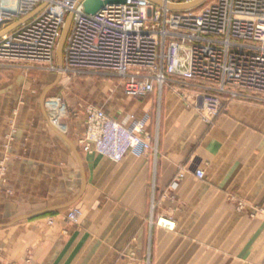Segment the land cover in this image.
<instances>
[{"label": "crops", "instance_id": "1", "mask_svg": "<svg viewBox=\"0 0 264 264\" xmlns=\"http://www.w3.org/2000/svg\"><path fill=\"white\" fill-rule=\"evenodd\" d=\"M25 80L0 69V157H9L13 190L0 194V206L17 213L8 222L51 210L0 228V264H264V106L230 100L205 123L202 98L180 84L130 96L104 111L127 125L125 114L143 117L150 149L119 162L82 152L74 136L83 118L65 127L57 124L63 113L49 109L79 164L37 116ZM72 207L81 212L76 223L67 219Z\"/></svg>", "mask_w": 264, "mask_h": 264}, {"label": "built area", "instance_id": "2", "mask_svg": "<svg viewBox=\"0 0 264 264\" xmlns=\"http://www.w3.org/2000/svg\"><path fill=\"white\" fill-rule=\"evenodd\" d=\"M84 1L0 0V65L117 76L129 96L180 84L204 94L206 123L220 113L225 99L257 95L264 100V0H203L184 10L173 7L196 0H160V6L148 0H99L105 4L94 13L85 12ZM69 15L58 68L53 66L56 47ZM129 121L127 126L89 105L75 144L113 162L131 150H149L145 119L131 115ZM191 171L204 177L199 166ZM80 214L72 207L67 219L76 223Z\"/></svg>", "mask_w": 264, "mask_h": 264}, {"label": "rangeland", "instance_id": "3", "mask_svg": "<svg viewBox=\"0 0 264 264\" xmlns=\"http://www.w3.org/2000/svg\"><path fill=\"white\" fill-rule=\"evenodd\" d=\"M53 66H56L58 68L62 67V66L59 67L57 65V56H55ZM0 69L6 72L15 70L16 73L25 75L26 79L28 80H25L23 85H30L29 95L31 96V102L34 104L37 110L36 111L37 116L41 118H43L44 115L42 113V110H40L41 107L39 108L40 95L44 90V88L50 85L51 83H53L56 77L59 76L60 77L59 82L56 83L54 86H52L45 95L44 108L48 118L50 119V116L48 114L49 108L47 103L50 100H54V99L62 103L65 112L63 109V114L59 119H57V124L65 127H66V123L71 121L72 119L75 118L84 119L85 108L89 105L106 111H108L109 109L110 111L114 112L119 108L118 106L123 108L124 105L126 104L125 101L131 98L129 95H126L124 93L123 91L124 84L121 78L108 74L93 73V72L76 73L70 71L56 72L50 70L48 66L38 65V64L35 65L2 64L0 65ZM193 91L195 93L194 97H196L197 95V100L199 98L200 99L202 98L201 101L198 100L196 103V107L198 108L200 112V117L202 118L201 110H204L206 98L203 96L204 94L202 92L194 89ZM232 100H238V101L264 106V100L262 99V97L257 95L254 98L241 97ZM228 101L230 100L225 99L223 101L222 109L224 108L225 103ZM131 115L134 116L133 114L130 113L125 114L124 119H126V122H130L129 117ZM112 117H114V119L116 118V116L114 115ZM119 122H122V120ZM75 137L76 136H74V139ZM92 153L95 154V152ZM8 160L9 157L6 155L0 157V194L4 192L8 196H12L13 190L9 186H7V179H6L7 178L6 168H7ZM15 215H17V213L13 211V206H11L10 204L5 206H0V223L8 222Z\"/></svg>", "mask_w": 264, "mask_h": 264}, {"label": "water", "instance_id": "4", "mask_svg": "<svg viewBox=\"0 0 264 264\" xmlns=\"http://www.w3.org/2000/svg\"><path fill=\"white\" fill-rule=\"evenodd\" d=\"M148 1H150L151 3H153L155 5H158V6L162 5V3H161L160 0H148ZM202 1L203 0H196V1H194L192 3H189V4H186V5L174 6L173 8L174 9H177V10H184V9H188V8L195 7V6L199 5ZM123 2H124V0H109L108 1V3H112V4H119V3H123ZM104 4L105 3H103V2H101L99 0H85L83 2V7H84L85 12H87V13H94L97 10L101 9L104 6ZM70 21H71V15H69L66 18V21L64 23V26L62 28L61 36H60V38L58 40L57 47H56L57 65L59 67H61V65H62V50H63V44H64V40H65L67 31H68V28H69ZM17 24L18 23L12 25L11 28L12 27H15ZM0 28H1V24H0ZM3 32L4 31L0 32V34L3 33ZM59 79H60V77L57 76L53 83H51L50 85H48V86H46L44 88V90L42 91V93L40 95V98H39V104H40L42 113H43L45 119L47 120V122L49 123V125L51 126V128L58 135H60L69 144V146L73 150L74 154L78 158L79 164H81L80 156H79V153H78V151H77L74 143L71 141V139L59 127L54 126L51 123L50 119L47 116V113L45 111V108H44V99H45V95H46L47 91L52 86H54L56 83H58L59 82ZM49 210H51V209L40 210V211L31 213V214H26V215L19 216V217L13 219L12 221H10L8 223H0V228L10 226V225L14 224L17 221H20V220H23V219H27V218H31V217L37 216L39 214L48 212Z\"/></svg>", "mask_w": 264, "mask_h": 264}, {"label": "bare ground", "instance_id": "5", "mask_svg": "<svg viewBox=\"0 0 264 264\" xmlns=\"http://www.w3.org/2000/svg\"><path fill=\"white\" fill-rule=\"evenodd\" d=\"M47 105L51 111V114L58 116V115H61L63 113L64 106L58 100H56V99L50 100L47 103ZM64 112H65V109H64ZM159 222L161 225L164 224V225H170V226L172 225L173 226V223H171L170 221H168L166 219H161V220H159Z\"/></svg>", "mask_w": 264, "mask_h": 264}]
</instances>
